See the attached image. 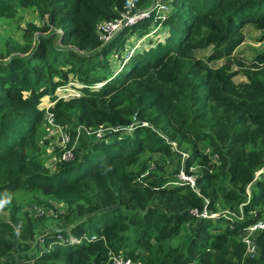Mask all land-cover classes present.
I'll return each instance as SVG.
<instances>
[{
  "label": "trees",
  "instance_id": "16d2710c",
  "mask_svg": "<svg viewBox=\"0 0 264 264\" xmlns=\"http://www.w3.org/2000/svg\"><path fill=\"white\" fill-rule=\"evenodd\" d=\"M149 2L134 0L133 10ZM126 4L0 0V16L33 6L61 29L35 34L30 50L0 60V209L7 210L8 193L23 190L31 194L26 206L63 203L66 213L58 215L72 222L34 242L48 214L15 207L9 221L0 219V264H111L109 252L142 264H264V231L254 237V256L245 254L241 241L245 227L264 212V50L249 65L238 62L245 80L235 82L232 70L242 28L251 24L264 32V0H170L172 9L161 21L164 40L136 53L118 76L110 69L97 74L107 66L104 56L121 49L123 33L102 42L97 23L117 19ZM210 45L206 58L196 57ZM218 60L220 65L210 64ZM69 78L82 85L81 96L56 99L55 89ZM96 82L103 84L91 90ZM195 85L205 88L198 108L184 96ZM46 96L54 101L49 111L57 123L75 118L92 129L125 127L135 116L147 125L117 131L107 142L81 138L74 159L59 160L50 171L38 160L45 115L39 105ZM195 109L200 112L194 115ZM208 115L213 120L206 132L195 121ZM182 145L188 154H181ZM145 152L183 155L180 169L196 176L198 193L150 170L141 160ZM221 179L229 186L217 185ZM218 205L232 210V221L190 212L204 206L216 212ZM71 236L79 241L66 242Z\"/></svg>",
  "mask_w": 264,
  "mask_h": 264
},
{
  "label": "rangeland",
  "instance_id": "374dc122",
  "mask_svg": "<svg viewBox=\"0 0 264 264\" xmlns=\"http://www.w3.org/2000/svg\"><path fill=\"white\" fill-rule=\"evenodd\" d=\"M156 1L161 5H168L167 12L172 9L169 1L170 0H150V4ZM154 2V3H156ZM153 3V4H154ZM149 4V5H150ZM148 5V6H149ZM141 7V6H140ZM139 7V8H140ZM148 8V7H147ZM137 10L138 8L135 7ZM142 10V9H140ZM167 13V15L169 14ZM130 13V11H127L124 15L127 16ZM47 17H40L38 14V9H36L33 6L30 7H16L15 12L12 16H0V60L3 61L8 58L9 53L18 51V50H30L31 46L33 45V36L37 33H49L51 31H55V34H58V30L61 29H55L53 26L48 22L46 19ZM145 20V21H144ZM98 25V23H97ZM137 26L136 28L132 29L131 26ZM97 27V26H96ZM97 29L99 32H102V36L106 37L107 40L110 38L116 37L120 32L122 33V47L121 49H112L107 55L104 56L105 61L107 62V66L105 69L97 68V74L104 72L106 69H110L113 75H119L120 71L123 70L125 67H127L130 64H133L132 58L135 56L136 53L142 52L144 50H147L148 48L153 47L157 42H160L164 40V38L167 36V31H165V27H163L160 24V21L153 16L146 17L142 20H138L134 23H131L130 25H122L119 27V31L106 29V28H100ZM42 28H46L44 32H41ZM117 31V32H116ZM262 30H257L253 27V25H245L241 30L242 35V41L235 47L234 49V57L236 61L232 64V70H236L237 74L233 77L235 82H239L241 80H245L246 77L243 74V67L238 65V62H242L245 65H249L251 61L253 60V57L264 50V35ZM72 43H67L66 46H71ZM56 46L57 47H64V45H59L56 40ZM212 51V45L208 46L206 49L203 50H197L196 51V57L198 58H206L207 55H209ZM103 60V59H102ZM128 62L130 64H128ZM222 63L221 60L211 62L210 64L213 66H218ZM128 64V65H127ZM106 70V72H107ZM114 78V77H113ZM77 81L73 80L72 78H69V82L66 84L69 87H74V85H78ZM185 90V89H184ZM205 90V88L195 85L194 88L190 90L184 91V96L186 99L190 100V104L194 105L195 108H198L202 103L200 100H197V96L201 94ZM58 91L55 89L54 96H57ZM64 93V92H59ZM50 101V98L46 96L41 104L40 107H44L46 104H48ZM200 111H197L196 109L193 111V114H198ZM138 123V119H136ZM212 117L208 115L207 121H201L197 119L195 121V124L197 127L201 128V130L208 132L210 124L212 123ZM79 123H77V120L75 118H72L71 124L68 126V130L71 132H74L78 129L79 131V137L77 141H80L81 138H88V140H98L100 137L103 139L105 138V142H107V138L110 134L106 133L108 132V129H101L98 132H91L90 130H79ZM46 131H43V135L41 140L39 141L40 144V150L38 152V160L41 162L42 166L44 168H48L50 171H54L57 168V164L59 162L58 157L60 155L62 148L56 149V144L54 142L55 140V134L54 135H47L45 133ZM212 133V131L210 132ZM113 134V133H112ZM104 136V137H103ZM100 140V139H99ZM171 145L173 146V149L178 151V145L176 141H171ZM197 144L199 146V149H201L205 153H211L212 148L207 145L204 141L198 142ZM53 145V146H52ZM176 147V148H175ZM183 148H181V154L189 153L190 149L189 146L182 145ZM184 152V153H182ZM186 154V155H187ZM183 155L178 156H172L167 157L163 156L160 153H143L141 160L148 161V167L150 170H155L159 176H167L172 181L177 180L176 175L180 173L182 169L181 168V157ZM137 170V169H136ZM192 171H196V167H192ZM135 171V170H133ZM259 172L256 173V179H258ZM217 185L223 184L224 186H229L226 179H221L216 181ZM250 192V189L248 190V193ZM8 201H7V210H1L0 209V219L9 221L10 215L13 209L17 206H20L24 204L27 199L30 197V193L28 191L23 190H14L8 193ZM24 204L22 207L23 212H28L29 214H33L31 211V206H26ZM38 206V205H36ZM67 207L63 203L55 204L53 208H47L48 216L45 217L43 220L42 229L36 234V236L33 238L34 242L39 240L40 236H42L44 233L48 232L51 229H57L60 227L64 228L65 230H68L72 222L69 220H64V218L61 215L62 213H66ZM26 210V211H25ZM221 210H229L228 207H222L221 205L217 206L216 211ZM230 211V210H229ZM232 211V210H231ZM230 211V212H231ZM234 212V211H233ZM239 218L242 219V214L240 211ZM261 219H264V212L261 216ZM32 240V245H34V242ZM41 246V243H40ZM23 264H34L33 261Z\"/></svg>",
  "mask_w": 264,
  "mask_h": 264
},
{
  "label": "built area",
  "instance_id": "2783aa9c",
  "mask_svg": "<svg viewBox=\"0 0 264 264\" xmlns=\"http://www.w3.org/2000/svg\"><path fill=\"white\" fill-rule=\"evenodd\" d=\"M156 1H153L148 8H144L142 10H133L135 4H134V0H127V4H126V9L120 13L119 17L115 20H102L100 22H98V25L96 27V31L97 34L99 36V38L102 40V42H107L108 40H110V38L107 40L106 37H103L102 32H99L97 29H99L98 26H100V28H106V29H114L117 30L119 29L120 26L124 25H130L131 23H134L138 20H142L146 17H151L153 16L154 18L158 19L160 21H163L166 16H167V8L168 5H161L158 2L154 3ZM154 3V4H153ZM130 11V13L125 16L124 14ZM120 30V29H119ZM117 30V31H119ZM116 31V32H117ZM103 84V82H96L94 83L92 86H90L89 88L91 90H95L97 88H99L101 85ZM82 85L78 84V85H74V87H69L67 85L63 86V87H58L56 88V90L58 91V95L56 96V99H64V100H68L74 97H80L82 92L81 89ZM59 92H64V93H59ZM54 103V101H49L48 104H46L43 108L45 109V115H44V122H43V129L46 131L45 133H47V135H54L55 134V144H56V148L58 147L59 149L62 148V152H61V157L58 158V160H64V161H71L74 159V148L77 144V140L79 137V131L78 129L74 132H71L68 130V124L64 125L61 123H57L54 119L53 114L49 111L50 106H52ZM137 118L135 116H133L132 122L125 126V127H113V126H109V127H102L100 126L97 129H92L91 127H85L83 125H78L79 126V130H90L91 132H98L101 129H108L107 134L112 135V133H115L117 131H122L121 133H131L132 130L137 127L138 125H147L146 122H140L138 123V121L136 120ZM104 137V136H103ZM99 139H102L101 137ZM105 139V138H103ZM53 146V145H52ZM173 148V146H172ZM176 148V147H175ZM177 151V149L175 150ZM177 180L173 181L174 184L177 185H188L190 188H192L193 190H195L198 193L197 187H196V176L193 174H188L186 173L183 169L180 171V173H178L176 175ZM207 203V201H206ZM31 211L33 212V214H35L36 216L39 215H43V214H49L47 209L42 208L40 206H32ZM191 214H193L194 216H196L197 218H215L218 216H223L226 219L232 221V216L230 214H233L232 212H230L229 210H221V211H216V212H210L209 210H207L206 206H204L202 211H198L197 209H192ZM264 231V219H257L251 223H249L245 229H244V233L242 235L241 241L243 242L244 246H245V254H247L248 256H254L257 253V246L255 244V240L254 237L257 233ZM60 240L62 238L61 235L57 236ZM91 239H94V237H91ZM66 242L68 243H74V242H78L79 240L74 238V237H70L69 239H65ZM109 260L111 262V264H142L141 262H136L133 261L131 258L129 257H125L122 254H113L111 252H109Z\"/></svg>",
  "mask_w": 264,
  "mask_h": 264
}]
</instances>
